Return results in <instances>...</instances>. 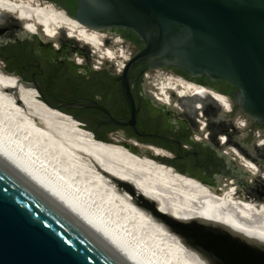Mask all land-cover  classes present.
Returning <instances> with one entry per match:
<instances>
[{
	"label": "water",
	"instance_id": "95a60500",
	"mask_svg": "<svg viewBox=\"0 0 264 264\" xmlns=\"http://www.w3.org/2000/svg\"><path fill=\"white\" fill-rule=\"evenodd\" d=\"M71 17L93 30L129 29L144 43L125 62L120 77V88L130 103L132 119L127 122L93 117L94 120L135 124L131 70L135 63L146 61L147 70L173 65L192 75L231 83L235 87L233 97L241 110L253 121L264 124V0H77L75 15ZM28 34L0 35V46L30 40L32 34ZM35 36L50 43L41 34ZM46 49L37 52L44 56L48 54ZM11 67L6 64L4 70L17 75L23 85L35 88L40 95L37 98L86 123L49 102L36 82ZM80 100L84 106L95 105L92 99ZM78 126L92 131L95 139L124 145L140 157L146 153L147 157L167 164L161 160L163 155L155 157L147 148L143 151L121 138L119 142L108 136L100 139L95 135L99 129L93 130L87 123ZM140 134L170 140L157 134ZM92 162L112 180L110 183L115 184L120 194L130 193L132 199H127L131 203L146 216L163 223L171 235H176L183 246L206 264H264V242L221 223L200 218L177 219L160 212L157 202L139 190L138 196L135 195L137 189L131 181H122ZM248 175L253 180L256 177L251 172ZM197 180L216 189L235 182L239 186H254L247 179L225 182L222 176L216 185ZM0 264L137 263L0 154Z\"/></svg>",
	"mask_w": 264,
	"mask_h": 264
},
{
	"label": "bare ground",
	"instance_id": "6f19581e",
	"mask_svg": "<svg viewBox=\"0 0 264 264\" xmlns=\"http://www.w3.org/2000/svg\"><path fill=\"white\" fill-rule=\"evenodd\" d=\"M0 15L2 22L12 21L30 34H41L56 46L66 38L75 39L78 46L88 44L102 57L114 60L119 71L130 57L123 48L110 47L106 33L87 28L51 3L0 0ZM150 84L149 88L161 100L174 103L181 108L178 112L193 120L198 118L201 130L210 136L218 131L219 145L228 142L225 131L229 121L222 116L231 107L226 99H220L223 105L220 110L204 100L195 106L193 97L180 103L181 97L199 90L163 73L155 75ZM36 96L40 97L35 88L23 85L17 75L0 67V154L137 264L206 263L190 249L175 247L177 236L171 235L162 223L146 216L139 207L135 210L127 199H132V195L126 191H122L125 196L120 194L115 184L110 183L112 180L102 174L92 160L108 174L131 181L137 189L135 195L140 191L157 202L160 212L177 219L200 218L221 223L250 239L264 242V202L258 198L247 193L240 195L237 187L231 184L216 189L178 172L171 165L147 157L146 153L140 157L124 145L95 139L92 131L78 126H84L82 122L48 106ZM235 124L241 128L245 123L241 120ZM126 142L143 151L147 148L154 156L166 153L137 141ZM229 149L235 151L253 173L260 171L259 166L236 146L232 144ZM255 187L247 188L256 190ZM113 193L116 196L111 197ZM172 247H175L173 255L167 251Z\"/></svg>",
	"mask_w": 264,
	"mask_h": 264
},
{
	"label": "flooded vegetation",
	"instance_id": "af4514ba",
	"mask_svg": "<svg viewBox=\"0 0 264 264\" xmlns=\"http://www.w3.org/2000/svg\"><path fill=\"white\" fill-rule=\"evenodd\" d=\"M40 1L53 4L69 16L75 15L71 7L75 0ZM98 31L107 34V44L110 47L115 50L123 48L130 57L144 47V43L129 29ZM66 35L65 32L64 36L67 37ZM78 45L75 39L66 38L58 47L53 41L44 43L39 36H34L24 42H10L0 46V60L11 65L14 68L11 67V70L25 75L31 82H36L49 102L76 115L93 130L99 129L97 135L100 139H107L110 133L117 132L128 141L153 145L166 152L161 158L162 161L204 182L216 185L219 176L225 182H232L247 179L245 176L248 172L253 173L241 157L229 149L233 144L259 166L260 171L253 174L257 176L264 190V124L253 121L241 110L233 97L234 85L223 79L214 80L206 75H192L173 65L147 70L146 61H140L132 67L130 82L135 106V124L103 123L93 117L105 120L112 117L127 122L132 119L130 103L120 88L123 68L119 71L114 60L102 57L90 45ZM42 49H46L48 54L42 56L37 52ZM158 73L199 90L193 95L181 97L180 103L193 97L195 106L197 102L204 100L206 103L212 102L220 110L223 109L221 98L229 102L230 109L222 115L229 121L225 131L229 139L225 145H219L218 131L212 132L213 135L211 133L210 136V133L201 130L198 116L193 120L178 112L181 108L161 100L149 88ZM80 99H92L95 105L84 106ZM241 120L245 124L240 128L235 123ZM140 133L157 134L170 140L145 137Z\"/></svg>",
	"mask_w": 264,
	"mask_h": 264
},
{
	"label": "rangeland",
	"instance_id": "374dc122",
	"mask_svg": "<svg viewBox=\"0 0 264 264\" xmlns=\"http://www.w3.org/2000/svg\"><path fill=\"white\" fill-rule=\"evenodd\" d=\"M57 8V7H56ZM64 12V11H63ZM65 13V12H64ZM67 14V13H65ZM68 15V14H67ZM69 16V15H68ZM71 17V16H70ZM73 18V17H72ZM8 24V25H7ZM7 25V26H6ZM11 25V26H10ZM1 27H4L3 29ZM23 33H28L24 30H22L18 24L10 21L9 23H4L1 21V15H0V35H4L5 36H9L11 34H14V35H21ZM30 36V34H28ZM35 34H32L30 37H34ZM55 43V42H54ZM69 44V42H68ZM70 45V44H69ZM59 47V46H58ZM119 59H121L119 57ZM0 67H2L3 69L6 67V63L2 60H0ZM8 73V72H7ZM83 123V122H82ZM84 126H86V123H83ZM117 133V132H115ZM114 133H110L108 135L109 138H111L112 140L115 141V139H124L125 141H128L126 138L122 137L121 135L119 134H114ZM197 134V133H196ZM206 134V133H205ZM119 137V138H118ZM121 138V139H120ZM118 141H115V142H119ZM225 147V146H224ZM154 156V155H153ZM157 157V156H155ZM245 178H247V181H252L253 182V185L254 186H257V188L255 187L256 190H251V188H247V187H244V186H239L237 184V182H235L234 184H231V186H236L237 187V190L239 191L240 195L242 194H249V196H253L255 198H258L259 201H262L264 202V190H262L261 188V185L259 183V179L257 178V176L255 177V179L253 180L252 177L246 175ZM215 185V183H212ZM112 191V190H111ZM113 192V191H112ZM111 192V194H112ZM115 192V191H114ZM116 195H118L116 192H115ZM114 193L111 197H114L116 196ZM119 196V195H118ZM135 210H136V205H134L133 203L130 204ZM161 223V222H160ZM163 224V223H162ZM164 225V224H163ZM176 236V235H175ZM178 238V237H177ZM159 240H162V239H159ZM175 242V241H174ZM175 244V243H174ZM175 247H177L178 249H181L183 247V245L179 242V239L178 241L176 242V244L174 245ZM175 247H172V248H168L167 251L170 252V254L174 253L175 252ZM185 247V246H184ZM186 248V247H185ZM173 255V254H172ZM175 255V254H174Z\"/></svg>",
	"mask_w": 264,
	"mask_h": 264
},
{
	"label": "trees",
	"instance_id": "16d2710c",
	"mask_svg": "<svg viewBox=\"0 0 264 264\" xmlns=\"http://www.w3.org/2000/svg\"><path fill=\"white\" fill-rule=\"evenodd\" d=\"M76 0L73 2V4L71 5L72 7V11L75 14V8H76ZM74 115V114H73ZM74 117L78 118L76 115H74ZM79 119V118H78ZM97 138H100L97 134H95Z\"/></svg>",
	"mask_w": 264,
	"mask_h": 264
}]
</instances>
